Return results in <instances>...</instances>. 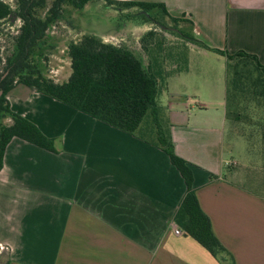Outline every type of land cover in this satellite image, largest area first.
I'll list each match as a JSON object with an SVG mask.
<instances>
[{
	"label": "crops",
	"instance_id": "1",
	"mask_svg": "<svg viewBox=\"0 0 264 264\" xmlns=\"http://www.w3.org/2000/svg\"><path fill=\"white\" fill-rule=\"evenodd\" d=\"M122 1L162 4L171 17L192 22L209 47L255 54L264 64V0ZM212 53L190 46L188 69L168 79L174 148L190 164L200 205L236 264H264V195L243 184L230 160L227 71L221 79L209 65ZM8 99L59 152L18 138L6 149L0 249L10 251L11 264H232L175 233L186 184L163 150L21 84ZM213 104L222 110L208 113Z\"/></svg>",
	"mask_w": 264,
	"mask_h": 264
},
{
	"label": "trees",
	"instance_id": "2",
	"mask_svg": "<svg viewBox=\"0 0 264 264\" xmlns=\"http://www.w3.org/2000/svg\"><path fill=\"white\" fill-rule=\"evenodd\" d=\"M93 1L103 2L106 7L114 8L128 19L133 18L134 14L125 12L137 9L145 23L153 24L154 16L159 11L176 25L182 21L168 15L165 6L157 3L53 0L48 8V0H15L16 8L13 9L10 4L0 0V23H12L14 20L22 23L14 39L12 54L6 59L4 71L0 73V172L4 168L6 149L14 138L59 153L54 138L45 135L35 123L12 109L8 96L21 84L163 150L186 184V194L174 215V222L215 257L227 255L231 257L232 264H236L233 255L216 236L210 217L200 205L190 164L175 152L171 124L163 118L159 95L167 91L171 76L188 69L190 46L225 57L226 116L230 121L261 129L264 158V116L255 123L250 114L251 111L264 109V64L255 54L238 51L230 55L209 47L193 33L164 30L185 42L184 51L177 48L175 52L174 48H165L163 31L161 35L158 27H155L140 38V49L124 43H107L97 34H85L67 46L72 70L68 80L59 83L47 78L33 59L36 50L46 44L48 30L62 17L66 5L83 11ZM46 10L43 16L42 12ZM188 22L193 31V23ZM159 26L163 28L166 25L160 23ZM170 61L173 62L172 66ZM6 120L11 123H5ZM6 264H11L10 259Z\"/></svg>",
	"mask_w": 264,
	"mask_h": 264
},
{
	"label": "rangeland",
	"instance_id": "3",
	"mask_svg": "<svg viewBox=\"0 0 264 264\" xmlns=\"http://www.w3.org/2000/svg\"><path fill=\"white\" fill-rule=\"evenodd\" d=\"M10 4L13 9L16 8L15 0H4ZM53 0H48V8L52 6ZM42 14L45 16V12ZM137 9L126 11L125 13L134 14L133 18L128 19L122 17L121 13L114 8L106 7L103 2H91L87 8L83 11H76L72 7L66 5L62 17L51 26L47 33V42L45 45L39 47L36 50L33 59L35 63L39 65L43 74L56 82L62 83L68 80L71 74V61L67 54V46L73 41H78L83 35L93 33L101 36L107 43L113 44H126L132 48L140 49V38L155 27L166 39L165 48H174L175 52L177 48H181L184 51L185 42L178 36L164 30L182 31L184 34L192 33V28L187 19L181 17V22L176 25L170 18L165 16L161 11L156 12L155 20L153 24L145 23L144 19L139 16ZM160 23L165 24L161 28ZM21 21H13L9 23L5 21L0 23V73L4 71L6 65V59L12 54L14 39L18 35V30L21 26ZM123 24L124 26H121ZM177 27V29H176ZM117 33V35H114ZM161 34V35H162ZM209 65L221 69V79L226 74V58L223 56H217L216 54H210ZM169 64L172 66L173 62ZM216 73V72H215ZM214 76V74H213ZM215 77L211 78L209 82L216 81ZM218 84V83H217ZM216 85V84H215ZM208 88V87H207ZM210 94V89L207 91ZM187 96H191L187 93ZM188 99L194 103L192 100ZM159 102L163 108V118L165 122L170 120L171 110L169 103L176 101L169 96L168 93L163 92L159 95ZM181 102V101H179ZM221 106L213 104L209 106L210 114L221 111ZM252 121L262 119L264 116V109H258L251 111ZM254 114V115H253ZM263 114V115H262ZM148 118L145 119L147 121ZM144 121V123H145ZM171 122V121H170ZM5 123L10 124V120H6ZM234 131L230 133V141L234 142L233 155L230 160L236 161L235 168L240 169L243 175V184L256 192L264 195V158H263V146L261 140V129L248 125L242 122H233ZM228 146V150H230ZM1 250V249H0ZM10 259L9 250H1L0 264H6Z\"/></svg>",
	"mask_w": 264,
	"mask_h": 264
},
{
	"label": "built area",
	"instance_id": "4",
	"mask_svg": "<svg viewBox=\"0 0 264 264\" xmlns=\"http://www.w3.org/2000/svg\"><path fill=\"white\" fill-rule=\"evenodd\" d=\"M175 233L177 235H184L185 234V232L183 230L179 229V228L175 229ZM1 249H4V247L1 246Z\"/></svg>",
	"mask_w": 264,
	"mask_h": 264
},
{
	"label": "water",
	"instance_id": "5",
	"mask_svg": "<svg viewBox=\"0 0 264 264\" xmlns=\"http://www.w3.org/2000/svg\"><path fill=\"white\" fill-rule=\"evenodd\" d=\"M2 95V92H0V96Z\"/></svg>",
	"mask_w": 264,
	"mask_h": 264
}]
</instances>
